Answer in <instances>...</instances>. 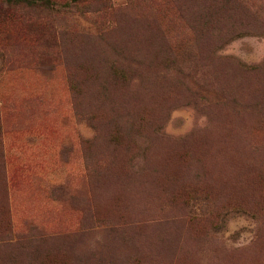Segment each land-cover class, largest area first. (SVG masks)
Instances as JSON below:
<instances>
[{"label": "rangeland", "instance_id": "obj_1", "mask_svg": "<svg viewBox=\"0 0 264 264\" xmlns=\"http://www.w3.org/2000/svg\"><path fill=\"white\" fill-rule=\"evenodd\" d=\"M0 264H264V0H0Z\"/></svg>", "mask_w": 264, "mask_h": 264}]
</instances>
